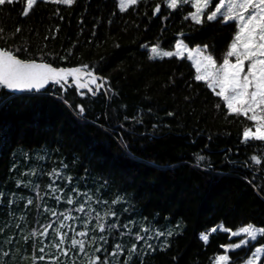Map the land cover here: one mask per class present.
I'll use <instances>...</instances> for the list:
<instances>
[{
  "label": "trees",
  "instance_id": "obj_1",
  "mask_svg": "<svg viewBox=\"0 0 264 264\" xmlns=\"http://www.w3.org/2000/svg\"><path fill=\"white\" fill-rule=\"evenodd\" d=\"M25 4L26 0H15L0 6V47L19 46L14 54L38 62L41 51L55 53L44 58L54 67L95 64L112 91L81 97L72 86L66 93L71 107L48 93L16 94L0 111V122L10 125L9 140L0 144V264H88L103 243L101 235L108 239V252L112 245H122L120 257L137 243L142 254L148 253L143 264H215L216 256L224 253L221 245L235 241L221 225L232 230L248 223L264 227V163L250 159L254 154L264 158V142H242L243 128L252 127V122L227 114L223 101L203 81L194 80L195 69L186 57L149 59L148 47L172 50L182 33L189 47L208 45L209 53L222 63L235 22L222 23V17L210 22L205 15L202 24H194L184 18L193 11L190 2L168 9L164 0H137L121 12L117 0H74L71 6L38 0L23 15ZM157 4L161 8L153 16ZM18 26L21 31L16 33ZM69 48L73 54L61 61L59 56ZM4 95L7 90L0 89ZM76 104L84 106L83 115ZM198 154L206 158L199 164ZM209 162L212 167L205 171ZM62 167L55 188H49ZM72 187L82 195L69 205ZM117 195L121 199L113 204ZM56 196L62 197L59 203ZM85 201L84 210L77 212ZM111 211L118 219L105 216ZM97 212L106 223L119 224L120 230L102 233ZM129 219L135 221L132 234L123 228ZM145 224L153 231L171 229L164 250V237L160 243L150 241L154 252L135 240ZM45 227L48 232L41 235ZM57 229L66 234V252L55 247L60 242ZM81 231L87 236L77 235ZM202 232L209 236L207 243L200 238ZM73 239L85 241L83 251ZM259 244H264V235L230 251L229 264H240ZM41 255L45 260L38 259ZM100 255L103 259V250ZM133 264H141V256Z\"/></svg>",
  "mask_w": 264,
  "mask_h": 264
},
{
  "label": "snow or ice",
  "instance_id": "obj_2",
  "mask_svg": "<svg viewBox=\"0 0 264 264\" xmlns=\"http://www.w3.org/2000/svg\"><path fill=\"white\" fill-rule=\"evenodd\" d=\"M45 3L51 2L58 5L71 6L74 4V0H44ZM15 0H0V6L5 4H13ZM38 3V0H26L25 7L23 8V15H27L31 9ZM137 0H119V8L121 12H124L129 5H135ZM168 9H177L181 4L188 3V0H164ZM214 4V7L212 5ZM191 7L193 11L189 12L184 18L189 17L194 24H202V17L206 15L208 21H215L222 17V23L235 22L236 31L233 34L231 42L228 44L226 53L223 56L222 63H217L213 58V54L209 53L208 45H196L195 47H189V44L185 42L182 33L177 34L174 48L172 50H165L159 45H152L148 51L150 53L149 59L154 58H171L176 57L182 59L186 57L192 63V67L195 69V81H203L207 88L212 93L219 97L223 101V108L227 110V114H234L236 116H244L248 121L252 122V126H245L242 132V142L247 143L250 140L264 142V0H191ZM161 5L157 4L153 9V16L160 10ZM58 27V26H57ZM95 27V26H94ZM3 29H0L2 32ZM21 28H16V33H19ZM15 35V33H13ZM95 35V33H94ZM48 39L47 36L44 37ZM146 45H141V48H145ZM20 52V47L17 46L14 50L10 47H0V89L7 90V95L0 96V111L5 110L12 101L16 98L17 93H27L39 97L41 93H48L50 97L55 98L58 101H62L66 106L71 107V103L66 99V93L74 86L76 92L85 97L91 95L95 97L101 90L105 95L111 92V88L108 85L107 77L97 74L96 65L92 64H78L71 67H54L51 62H44L46 56H55V53L41 51L39 55L41 60L38 62L36 59L18 58L17 54ZM24 52H28V47H24ZM73 54L72 48L66 50V54L60 55L61 61L67 60ZM230 57H234V61L230 60ZM103 59V58H101ZM247 62V63H245ZM191 87V85H189ZM49 88L51 91L49 92ZM187 99V97L185 98ZM217 108L221 105L217 104ZM75 108L79 110V113L83 115L85 108L82 104H76ZM169 116L173 115L171 112ZM39 114L37 113V118ZM125 119H128L125 117ZM137 123L141 121L137 120ZM123 127V125H121ZM153 125V128H156ZM10 138V125L5 122H0V144L6 143ZM46 152V150H45ZM15 155V153H13ZM46 156H42L41 159H45ZM196 161L203 162L205 157L203 155H197ZM251 161L257 165L264 163V158L258 155H252ZM231 163V161H229ZM13 168L16 164H13ZM212 167L209 162L204 168L205 171L210 170ZM12 169H10L11 171ZM63 167L60 170L55 171L54 177L49 183V188H55L56 181L60 178ZM50 176L52 174L50 173ZM87 173H85V178ZM71 185V180L69 181ZM17 187L22 185V182L16 181ZM59 191L64 192V188H60ZM2 195V193H0ZM82 195L81 189L78 187H72L71 192L68 193L67 203L72 205L76 198ZM121 197L117 195L116 200H113V204H116ZM55 200L59 203L62 197L56 196ZM31 199L28 200V204H31ZM13 201L9 200V204ZM97 204L106 203V201L96 200ZM87 205V201L79 204L76 208L77 212L84 210ZM39 207V205H38ZM89 211H95L91 206ZM45 211H49L47 205H45ZM125 212H129L128 207L124 208ZM51 215L56 216L57 212L52 209ZM111 215L112 218L118 219L117 213L111 211L105 213V216ZM69 217H65L68 219ZM96 220L98 226L103 233L105 230L111 232L113 229L120 230V225L117 223H106L105 218L97 212ZM135 221L129 219L123 225V228L127 230L129 234L133 233ZM63 221H61V227ZM87 222H85V228H87ZM178 227V225H177ZM221 230L228 232L229 238L238 237L243 234L244 238L240 239L238 243H229L221 245L225 249V253L229 250H236L249 244V242L257 241L258 237L264 235V227H257L253 223L239 227L237 230L225 228L221 225ZM210 231H215L213 228ZM48 232V227L44 228V233ZM56 234L59 237L60 242L55 245L61 252H66L62 247L64 242V232L59 229L56 230ZM79 236H87L86 231L78 232ZM125 235L124 231H120V236ZM173 232L169 229L167 232L156 228L154 231L150 225L145 224L140 232L135 233V240L137 242H143L147 248L155 251V247L150 243L155 239L160 243V238L164 237V242L160 243L161 250H164L167 244V238L171 237ZM200 238L207 243L209 236L205 233L200 234ZM95 239V238H93ZM100 240L103 241L95 248V254H93L88 260V264H119L120 259H123V264H133V261L137 256H141V264H143V256L148 253L138 250V244L133 243L130 248L127 249L128 255L120 257V253L124 252V248L121 244L116 243L112 245V251L108 252L105 249V244H108V239L101 235ZM73 245H79L81 251L84 250L85 241H77L73 239ZM104 251V257L101 259V251ZM41 253L44 252V248L40 249ZM87 255V253H85ZM7 255V254H5ZM111 256L112 260L109 261L108 257ZM264 244L257 245L251 254L247 256L244 264H264ZM39 260H45V256L38 257ZM53 262H56V257H51ZM216 264H229L230 257L227 254L217 255L215 258ZM58 264V262H56Z\"/></svg>",
  "mask_w": 264,
  "mask_h": 264
},
{
  "label": "rangeland",
  "instance_id": "obj_3",
  "mask_svg": "<svg viewBox=\"0 0 264 264\" xmlns=\"http://www.w3.org/2000/svg\"><path fill=\"white\" fill-rule=\"evenodd\" d=\"M118 1V7H119V0H117ZM188 2H190L191 3V0H188ZM217 2H218V0H217ZM212 7H214V4L212 5ZM120 9V8H119ZM151 47V46H150ZM150 47H148V49L150 48ZM164 49V48H163ZM165 50H168V49H165ZM150 54V53H149ZM234 57H230V60H233L234 61ZM245 63H247V62H245ZM253 127V126H252ZM253 130H254V127H253ZM216 228V227H215ZM213 229V228H212ZM220 229H221V227H220ZM237 230V229H236ZM233 231H235V230H233ZM210 232V231H209ZM230 235V234H229ZM244 238V236H243V234H241L240 236H238V237H232V239H235V241L234 242H232V243H238V241L240 240V239H243ZM230 251H234V250H229L227 253H225V249H224V253L223 254H227L228 255V253L230 252ZM223 254H221V255H223ZM245 261V260H244ZM244 261L243 262H241L240 264H244ZM215 264H216V261H215Z\"/></svg>",
  "mask_w": 264,
  "mask_h": 264
},
{
  "label": "water",
  "instance_id": "obj_4",
  "mask_svg": "<svg viewBox=\"0 0 264 264\" xmlns=\"http://www.w3.org/2000/svg\"><path fill=\"white\" fill-rule=\"evenodd\" d=\"M19 58V57H18ZM17 94H21V93H17Z\"/></svg>",
  "mask_w": 264,
  "mask_h": 264
}]
</instances>
